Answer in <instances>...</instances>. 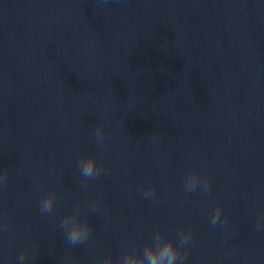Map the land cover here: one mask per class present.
<instances>
[{"label":"water","instance_id":"1","mask_svg":"<svg viewBox=\"0 0 264 264\" xmlns=\"http://www.w3.org/2000/svg\"><path fill=\"white\" fill-rule=\"evenodd\" d=\"M192 169L210 194L185 192ZM4 172L0 264H116L188 228L184 264H264V0H0ZM77 206L93 232L69 248Z\"/></svg>","mask_w":264,"mask_h":264},{"label":"clouds","instance_id":"2","mask_svg":"<svg viewBox=\"0 0 264 264\" xmlns=\"http://www.w3.org/2000/svg\"><path fill=\"white\" fill-rule=\"evenodd\" d=\"M107 2V0H105ZM95 136L98 145L104 143V133L102 128L97 127L95 130ZM77 167L80 169V175L83 181H89L94 178H99L100 174L105 171L103 163H98L96 155L82 156ZM7 181V173L0 174V183ZM183 186L185 192L195 193L200 191L201 196L210 194L211 183L207 175H201L195 169L188 171L183 180ZM83 187H87V183L83 184ZM154 193V189L149 187L145 192V195L150 197ZM56 194L50 192L41 197L39 201V210L41 215L47 216L53 213L56 205ZM223 212V206L217 205L212 211L209 224L215 228L218 222H221V215ZM264 221V217L257 220V229H259ZM227 224V216L224 217L222 225ZM60 229L64 233V239L69 248H76L87 244L92 236V226L87 219H81L79 216V207L60 220ZM7 220L0 222V231L8 229ZM193 238V232L191 228L180 229L177 234L179 244L174 242L172 238H165V234L161 230H157L150 242H148L144 248L142 254H137L134 250H125L121 257L117 259L116 264H184L187 259V252L182 253V249ZM28 249H24L19 257L18 264H24L27 256ZM97 264H112L111 257L103 259V261L97 262Z\"/></svg>","mask_w":264,"mask_h":264}]
</instances>
